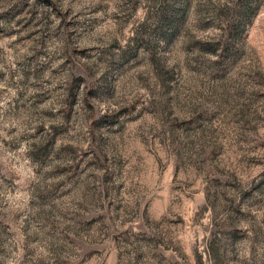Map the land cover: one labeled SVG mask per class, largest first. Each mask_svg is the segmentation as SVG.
I'll return each mask as SVG.
<instances>
[{
    "label": "rangeland",
    "instance_id": "rangeland-1",
    "mask_svg": "<svg viewBox=\"0 0 264 264\" xmlns=\"http://www.w3.org/2000/svg\"><path fill=\"white\" fill-rule=\"evenodd\" d=\"M0 264H264V0H0Z\"/></svg>",
    "mask_w": 264,
    "mask_h": 264
}]
</instances>
